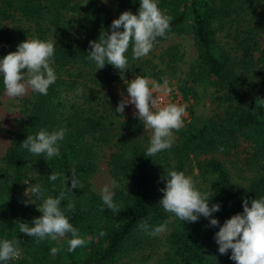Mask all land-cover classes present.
Wrapping results in <instances>:
<instances>
[{"label":"trees","instance_id":"16d2710c","mask_svg":"<svg viewBox=\"0 0 264 264\" xmlns=\"http://www.w3.org/2000/svg\"><path fill=\"white\" fill-rule=\"evenodd\" d=\"M118 1L120 8L138 14L140 0ZM157 3L172 18L170 30L140 59H132L130 45L127 71L120 72L110 64L97 70L88 59L89 42L110 34L114 20L101 0H0V59L26 39L52 40L51 66L57 77L47 95L31 91L20 100L16 129L0 156V242L19 239L21 251V258L7 264H133L150 257L153 249L159 254L157 264H235L231 250L219 253L214 236L226 219L243 212L245 200L250 206L252 199L264 198V0ZM184 33L191 34L196 51L185 69L178 44L153 54L163 42ZM226 37L230 43L223 41ZM136 76L158 82L173 76L179 92L196 102L199 88H210L211 114L200 116L192 108L191 121L173 131L171 148L148 157L151 137L143 123L128 116L126 106L123 114L115 111ZM4 89L0 75V106ZM61 128L67 132L58 142L59 156L46 159L21 145L42 129ZM106 156L119 185L113 189L118 214L107 209L92 186ZM73 169L83 187L71 191ZM172 170L201 179L203 185L195 187L212 193L209 206L220 205L212 214L219 225L211 226L203 216L183 222L162 209L161 189ZM57 172L69 177L66 184L49 181ZM36 184L43 191L40 199L30 191ZM61 191L66 193L61 210L86 240L74 252L67 251L70 233L38 241L19 231V224L31 227L42 215L38 208L43 199ZM70 202L73 211L66 210ZM145 221L147 230L140 226ZM161 224L166 225L165 235H150ZM52 247L60 248L59 254L50 255Z\"/></svg>","mask_w":264,"mask_h":264},{"label":"clouds","instance_id":"9594fccd","mask_svg":"<svg viewBox=\"0 0 264 264\" xmlns=\"http://www.w3.org/2000/svg\"><path fill=\"white\" fill-rule=\"evenodd\" d=\"M171 19L160 10L157 0H140L138 14L131 11L122 12L119 18L112 21L110 34L100 35L98 41L89 42L88 59L95 62L97 70L110 64L120 72H125L128 68L126 53L129 46H132V59L147 56L153 49L157 37H164L170 30ZM54 52L55 43L52 40L26 39L17 46L16 51L9 52L0 59V75L3 77L6 95L10 98L23 97L29 89L47 95L50 85L57 79L51 66ZM171 91L166 79L161 85L149 78L136 76L127 85L128 98L121 100L115 109L116 113L123 114L126 105H134L136 109L134 117H138L146 129L152 130L150 146L146 152L148 157L171 148L174 142L173 131L183 127L186 106L163 104V98L159 95ZM77 94H82V90L77 89ZM261 103L264 104V99ZM66 132L65 128L52 132L42 129L35 136L28 135L21 145L34 155H44L46 159H50L60 155L58 142L65 138ZM220 150L223 151V148ZM58 179L62 184H66L69 177L58 172L49 175L50 182ZM70 179L69 190L83 187L76 179L74 169ZM112 187L119 185L112 181ZM30 191L37 199L43 196L39 184L33 185ZM161 191L163 197L159 201L160 206L164 211L175 214L181 221L194 223L203 216L210 218L211 226L219 225V221L212 218V214L220 210V205L209 206L208 201L212 193L209 191L203 194L198 191L192 178L186 176L184 172L170 171L166 186ZM113 196L114 192L108 185L101 189L103 204L114 214H118L120 207L114 203ZM65 198L66 193L61 191L57 197L48 196L43 199L42 205L38 208L42 215L34 218L31 227L28 223L19 224V231L29 237L38 238V241L45 238L55 241L70 233L71 238L67 242L68 252H74L78 247L84 246L85 238L80 236L61 210V201ZM28 202L30 201L25 203ZM74 207L70 202L66 210L73 211ZM104 210L101 208V211ZM140 226L145 230L149 228L146 221ZM165 231L166 225L161 224L152 229L150 235L156 236ZM99 235L103 236L105 233L101 231ZM214 239L219 246L220 254H227L231 250L230 259L235 261V264H264V198L252 199L250 206L245 200L243 212L226 219L215 233ZM19 244V239H4L0 242V261L19 259L21 256ZM60 251V248L52 247L50 255L56 256Z\"/></svg>","mask_w":264,"mask_h":264},{"label":"rangeland","instance_id":"374dc122","mask_svg":"<svg viewBox=\"0 0 264 264\" xmlns=\"http://www.w3.org/2000/svg\"><path fill=\"white\" fill-rule=\"evenodd\" d=\"M101 3L105 5L107 10L109 11V16L112 19L119 18L120 14L126 9L120 8V2L118 0H101ZM191 34L184 33L181 36H174L168 41L163 42L159 45L154 51L153 54L160 53L163 49L167 46L172 44H178L180 46V50L184 53V61L183 67H187L188 64L192 63L196 56V51L192 42ZM224 42L230 43V38H223ZM152 80V79H151ZM166 80L168 81V87L172 89V91L168 94L160 93L159 95L162 96L163 102H171L172 104L184 105L186 106V115L183 117V127H185L191 121V109L193 108L197 115L200 116H207L211 114V110L213 109V105L211 104V89L206 88L205 90L202 87L199 88V99L198 102L195 99H192L191 96H183L178 90V81L175 77H167ZM156 83H160L163 85V82H158L152 80ZM130 81H128V84ZM151 87V85H150ZM31 90L29 89L28 92L23 97L17 98H10L6 95L5 89L2 93V105L0 106V156H2L9 146L11 141V132L16 129V119L20 116V100L30 95ZM128 98L127 96V89L123 94V100ZM136 111L135 106L128 104L126 105L125 113L128 116H134V112ZM144 131L151 137L152 130L146 129L143 125ZM242 156H244L242 154ZM240 156V157H242ZM229 166V164H227ZM195 173H197L195 171ZM194 181V184H201V179L193 178L191 175L189 176ZM113 178L110 174L108 165H107V156L103 157L102 160L99 161V166L97 171L94 173L92 177V186L96 193L101 194V189L108 185L111 190L113 191L112 187ZM165 235V233L159 234L160 237ZM148 258L145 260H137L133 264H157V259L159 257L158 252L156 249L151 250L149 253ZM21 258V256H20ZM17 260V259H13ZM0 264H7L6 262H0Z\"/></svg>","mask_w":264,"mask_h":264},{"label":"built area","instance_id":"2783aa9c","mask_svg":"<svg viewBox=\"0 0 264 264\" xmlns=\"http://www.w3.org/2000/svg\"><path fill=\"white\" fill-rule=\"evenodd\" d=\"M168 103H171L170 101L169 102H163V104H168Z\"/></svg>","mask_w":264,"mask_h":264}]
</instances>
